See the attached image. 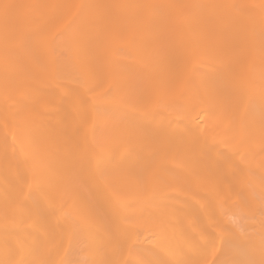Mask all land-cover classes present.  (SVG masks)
I'll use <instances>...</instances> for the list:
<instances>
[{
    "label": "snow or ice",
    "instance_id": "snow-or-ice-1",
    "mask_svg": "<svg viewBox=\"0 0 264 264\" xmlns=\"http://www.w3.org/2000/svg\"><path fill=\"white\" fill-rule=\"evenodd\" d=\"M0 129V264H264V0H0Z\"/></svg>",
    "mask_w": 264,
    "mask_h": 264
},
{
    "label": "bare ground",
    "instance_id": "bare-ground-1",
    "mask_svg": "<svg viewBox=\"0 0 264 264\" xmlns=\"http://www.w3.org/2000/svg\"><path fill=\"white\" fill-rule=\"evenodd\" d=\"M10 2H14V3H51V2H56V0H10ZM65 2L69 3V4H76V3H82V2H88V0H65ZM117 2H122V3H126L128 2V0H117ZM152 2L155 3H159V2H165V0H152ZM185 2H192V3H210V2H225V0H185ZM109 87V84H104L103 85V89L102 90H106ZM99 120L101 122V124H104V116L100 115L99 116ZM3 135V129H0V136ZM170 166L171 162H170ZM41 172L46 171V169L44 168H40L39 169ZM0 172H2V169H0ZM0 184H2V177H0ZM0 204H2V201H0ZM231 207V204H229L228 207H226L223 211L227 212L229 210V208ZM223 222L225 224H230L231 223V219H230V215L229 216H222ZM147 246H151V245H147ZM175 247V244L173 245ZM84 256H87V253L84 254Z\"/></svg>",
    "mask_w": 264,
    "mask_h": 264
}]
</instances>
